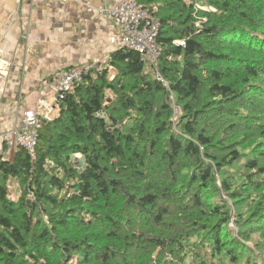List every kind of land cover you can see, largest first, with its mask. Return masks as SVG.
Segmentation results:
<instances>
[{
    "label": "trees",
    "instance_id": "16d2710c",
    "mask_svg": "<svg viewBox=\"0 0 264 264\" xmlns=\"http://www.w3.org/2000/svg\"><path fill=\"white\" fill-rule=\"evenodd\" d=\"M137 1L158 65L119 48L0 164V264H264V0Z\"/></svg>",
    "mask_w": 264,
    "mask_h": 264
},
{
    "label": "crops",
    "instance_id": "0c3cea01",
    "mask_svg": "<svg viewBox=\"0 0 264 264\" xmlns=\"http://www.w3.org/2000/svg\"><path fill=\"white\" fill-rule=\"evenodd\" d=\"M114 6V0H0V164L14 159L3 134L21 123L23 111L58 115L54 86L65 70L106 61L119 49L120 29L102 12Z\"/></svg>",
    "mask_w": 264,
    "mask_h": 264
},
{
    "label": "built area",
    "instance_id": "2783aa9c",
    "mask_svg": "<svg viewBox=\"0 0 264 264\" xmlns=\"http://www.w3.org/2000/svg\"><path fill=\"white\" fill-rule=\"evenodd\" d=\"M114 2L115 6L112 9H103L102 12L108 19L115 21L120 29L117 40L119 48L134 50L143 62L157 66L162 54V48L157 40L160 28L158 18L137 0H114ZM107 60L81 69L65 70L54 86L56 100H64L74 91L75 85L82 82L89 73L102 71ZM46 120L50 121L51 118L49 116L41 118L36 110L23 111L21 123L3 134L9 152L15 153L19 148H24L34 157L39 130Z\"/></svg>",
    "mask_w": 264,
    "mask_h": 264
},
{
    "label": "water",
    "instance_id": "95a60500",
    "mask_svg": "<svg viewBox=\"0 0 264 264\" xmlns=\"http://www.w3.org/2000/svg\"><path fill=\"white\" fill-rule=\"evenodd\" d=\"M72 160L74 161V163L78 167V171L80 173H82L84 171V169L86 168V159L80 153H78V154L72 156ZM156 255L157 254H155V256Z\"/></svg>",
    "mask_w": 264,
    "mask_h": 264
},
{
    "label": "rangeland",
    "instance_id": "374dc122",
    "mask_svg": "<svg viewBox=\"0 0 264 264\" xmlns=\"http://www.w3.org/2000/svg\"><path fill=\"white\" fill-rule=\"evenodd\" d=\"M147 67H149V65H147ZM10 192H13V189H14V184L13 183H10Z\"/></svg>",
    "mask_w": 264,
    "mask_h": 264
}]
</instances>
